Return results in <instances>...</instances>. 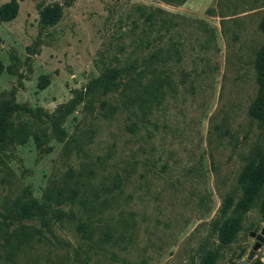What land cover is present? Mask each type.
Here are the masks:
<instances>
[{
  "label": "rangeland",
  "instance_id": "1",
  "mask_svg": "<svg viewBox=\"0 0 264 264\" xmlns=\"http://www.w3.org/2000/svg\"><path fill=\"white\" fill-rule=\"evenodd\" d=\"M16 1L17 15L0 20V105L44 113H12L0 149V264L244 258L249 231L264 225L260 202L227 244L214 222L264 151V125L249 113L264 0ZM56 2L61 18L42 26L40 10ZM109 68L122 70L115 87L91 86ZM60 186L72 200L15 215ZM253 261L264 264V242Z\"/></svg>",
  "mask_w": 264,
  "mask_h": 264
},
{
  "label": "trees",
  "instance_id": "2",
  "mask_svg": "<svg viewBox=\"0 0 264 264\" xmlns=\"http://www.w3.org/2000/svg\"><path fill=\"white\" fill-rule=\"evenodd\" d=\"M73 0H64L66 4H70ZM63 5L59 2L46 5L40 10V24L42 26H50L55 24L62 16ZM18 2L10 0L0 6V20L9 21L17 15ZM150 17V16H149ZM167 23V22H166ZM260 29L264 33V16L260 22ZM156 54H151L144 58V62L151 61ZM256 81L258 85L257 95L250 105L249 113L251 117L258 120L264 125V43L257 50L255 63ZM135 69V64H130L129 70ZM3 65L0 62V72ZM121 69L109 68L98 79L92 81L93 84L103 87L105 90L115 87L118 78L121 76ZM140 71L139 73H142ZM76 99H72L69 103L60 107V113H69L74 106ZM19 111H28L30 113H44L41 109L32 110L24 105L5 101L0 105V149L12 140L10 117L12 113ZM242 192L237 200L231 195H227L220 207L219 217L214 222L216 233L219 241L223 244L231 242L240 230L241 218L257 201L260 202V211L264 219V151L257 153L255 158L249 161L239 178ZM65 188L60 186L46 190L39 202L36 198L20 202L19 211L15 214L18 218L29 217L32 215H45L51 208V203L61 204L65 196L66 199L72 200L74 192L71 191L64 195ZM1 214V213H0ZM217 256L216 251H205L200 259L199 264H214ZM242 255L239 257L241 258ZM249 264H258L257 262H249Z\"/></svg>",
  "mask_w": 264,
  "mask_h": 264
},
{
  "label": "water",
  "instance_id": "3",
  "mask_svg": "<svg viewBox=\"0 0 264 264\" xmlns=\"http://www.w3.org/2000/svg\"><path fill=\"white\" fill-rule=\"evenodd\" d=\"M248 234L249 236L254 238V243L252 244L250 250L247 252V255L244 258L239 259L238 261H230L228 264H249V262L254 259V257L256 256V251L264 242V225L258 232L255 230H250Z\"/></svg>",
  "mask_w": 264,
  "mask_h": 264
}]
</instances>
